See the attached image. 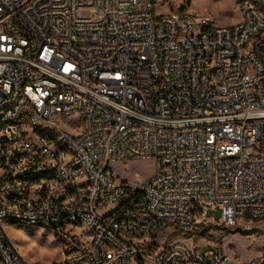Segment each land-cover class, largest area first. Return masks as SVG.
I'll return each mask as SVG.
<instances>
[{
    "label": "built area",
    "instance_id": "1",
    "mask_svg": "<svg viewBox=\"0 0 264 264\" xmlns=\"http://www.w3.org/2000/svg\"><path fill=\"white\" fill-rule=\"evenodd\" d=\"M238 13L0 0L1 264H27L8 223L49 230L56 264H226L197 227L264 221V0ZM138 160L153 175L118 182Z\"/></svg>",
    "mask_w": 264,
    "mask_h": 264
},
{
    "label": "rangeland",
    "instance_id": "2",
    "mask_svg": "<svg viewBox=\"0 0 264 264\" xmlns=\"http://www.w3.org/2000/svg\"><path fill=\"white\" fill-rule=\"evenodd\" d=\"M153 2L156 14L199 13L216 27H232L239 20L238 0H148ZM75 125L76 118H70ZM110 169L118 182H132L137 178L147 180L154 173L151 160L128 161L110 164ZM209 222L216 223L220 212L209 211ZM251 235L231 234V229L219 226L197 227L193 233V245L204 252L207 248L221 254L226 264H248L258 255L264 245V221L251 225ZM4 232L25 259L27 264H56L62 255L59 245L47 229H26L18 224H5ZM1 264V263H0Z\"/></svg>",
    "mask_w": 264,
    "mask_h": 264
},
{
    "label": "water",
    "instance_id": "3",
    "mask_svg": "<svg viewBox=\"0 0 264 264\" xmlns=\"http://www.w3.org/2000/svg\"><path fill=\"white\" fill-rule=\"evenodd\" d=\"M237 234L240 235H251L252 230L251 229H242V228H236L234 230Z\"/></svg>",
    "mask_w": 264,
    "mask_h": 264
},
{
    "label": "trees",
    "instance_id": "4",
    "mask_svg": "<svg viewBox=\"0 0 264 264\" xmlns=\"http://www.w3.org/2000/svg\"><path fill=\"white\" fill-rule=\"evenodd\" d=\"M210 226V225H209ZM231 234H237L235 231H229Z\"/></svg>",
    "mask_w": 264,
    "mask_h": 264
},
{
    "label": "crops",
    "instance_id": "5",
    "mask_svg": "<svg viewBox=\"0 0 264 264\" xmlns=\"http://www.w3.org/2000/svg\"><path fill=\"white\" fill-rule=\"evenodd\" d=\"M258 223H256L255 225L257 226ZM62 260V259H61ZM59 263V262H58Z\"/></svg>",
    "mask_w": 264,
    "mask_h": 264
}]
</instances>
